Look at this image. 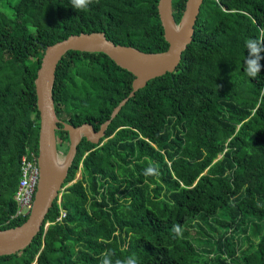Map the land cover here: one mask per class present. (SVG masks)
<instances>
[{
  "label": "trees",
  "instance_id": "trees-1",
  "mask_svg": "<svg viewBox=\"0 0 264 264\" xmlns=\"http://www.w3.org/2000/svg\"><path fill=\"white\" fill-rule=\"evenodd\" d=\"M156 3L91 0L76 10L70 0H0V77L10 75L13 92L10 107L0 103V229L26 217L15 214L13 195L20 157L36 156L33 78L43 46L101 31L116 44L162 51ZM170 5L177 22L184 0ZM252 38H264V0H202L174 70L128 97L99 145L80 139L59 202L0 264H100L105 251L113 260L134 253L139 264H264V67L255 78L245 72ZM131 79L101 52L68 50L54 70L55 116L97 129ZM149 165L158 176L143 175Z\"/></svg>",
  "mask_w": 264,
  "mask_h": 264
},
{
  "label": "water",
  "instance_id": "water-1",
  "mask_svg": "<svg viewBox=\"0 0 264 264\" xmlns=\"http://www.w3.org/2000/svg\"><path fill=\"white\" fill-rule=\"evenodd\" d=\"M171 0H157L156 10L162 28V36L167 47L162 51L143 52L134 47L113 43L103 32H79L43 46L38 67L33 78L35 105L38 113L35 161L38 177L29 211L18 225L0 229V255L11 254L27 246L38 232L46 212L63 187L66 172L75 154L76 146L83 137L90 143L99 145L111 118L115 116L128 97L141 88L149 79L171 72L177 65L181 51L190 42L193 25L202 0H184L177 22L171 14ZM179 28V31L176 30ZM68 50L101 52L120 68L132 74L130 90L111 109L108 118L97 129L88 123L73 126L59 121L52 104L51 88L56 63ZM67 134V148L62 156L55 145L56 123ZM62 160V170L54 165V160Z\"/></svg>",
  "mask_w": 264,
  "mask_h": 264
},
{
  "label": "clouds",
  "instance_id": "clouds-1",
  "mask_svg": "<svg viewBox=\"0 0 264 264\" xmlns=\"http://www.w3.org/2000/svg\"><path fill=\"white\" fill-rule=\"evenodd\" d=\"M73 9L83 10L91 3V0H70ZM179 31V28H176ZM245 47L247 49L248 55L244 61L245 72L249 77L255 78L261 73L262 67L260 61L264 59L261 53H264V38H252L245 42ZM54 165L62 170L63 161L54 160ZM143 175L145 176H158L159 170L157 167L149 165L144 169ZM173 231L177 236L182 235V229L179 226H174ZM100 264H139L137 256L133 253L124 258H116L113 260L112 253L110 251H105Z\"/></svg>",
  "mask_w": 264,
  "mask_h": 264
},
{
  "label": "built area",
  "instance_id": "built-area-1",
  "mask_svg": "<svg viewBox=\"0 0 264 264\" xmlns=\"http://www.w3.org/2000/svg\"><path fill=\"white\" fill-rule=\"evenodd\" d=\"M38 177V168L35 161V156L22 155L19 161V177L16 184V189L13 199L16 204L15 214H26L31 206L33 193L35 190ZM64 215L62 210H59V219Z\"/></svg>",
  "mask_w": 264,
  "mask_h": 264
},
{
  "label": "rangeland",
  "instance_id": "rangeland-1",
  "mask_svg": "<svg viewBox=\"0 0 264 264\" xmlns=\"http://www.w3.org/2000/svg\"><path fill=\"white\" fill-rule=\"evenodd\" d=\"M25 19L26 20H32L33 19V12L30 11L26 15ZM9 81H10V75H4V76L0 77V103H2L6 107H10V99H11V96L13 94L12 90L9 88ZM58 153H59V156H62L64 154V152H61V151L58 152ZM78 177H79V174H78V170H77L75 172V174H74L73 180L78 178ZM59 195H60V191L57 194L56 202H59ZM192 222L196 223V222H198V220L197 219H193ZM190 231L192 232L191 233L192 236L196 237L199 240L202 239L203 236L194 233L195 232L194 228H191ZM44 246H45V244H44V241L42 240L41 241V248H44Z\"/></svg>",
  "mask_w": 264,
  "mask_h": 264
},
{
  "label": "flooded vegetation",
  "instance_id": "flooded-vegetation-1",
  "mask_svg": "<svg viewBox=\"0 0 264 264\" xmlns=\"http://www.w3.org/2000/svg\"><path fill=\"white\" fill-rule=\"evenodd\" d=\"M103 139H105V138H103Z\"/></svg>",
  "mask_w": 264,
  "mask_h": 264
}]
</instances>
